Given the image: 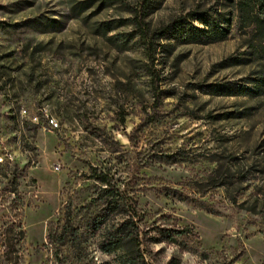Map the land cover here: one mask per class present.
<instances>
[{
  "label": "rangeland",
  "instance_id": "374dc122",
  "mask_svg": "<svg viewBox=\"0 0 264 264\" xmlns=\"http://www.w3.org/2000/svg\"><path fill=\"white\" fill-rule=\"evenodd\" d=\"M141 5L0 0V264H117L88 226L91 168L146 226L191 229L147 246V264H264V14L149 0L151 32L193 12L228 21L221 42L160 40L151 63Z\"/></svg>",
  "mask_w": 264,
  "mask_h": 264
},
{
  "label": "trees",
  "instance_id": "16d2710c",
  "mask_svg": "<svg viewBox=\"0 0 264 264\" xmlns=\"http://www.w3.org/2000/svg\"><path fill=\"white\" fill-rule=\"evenodd\" d=\"M141 1V11L135 12L133 25L151 63H154L159 41L169 36L190 43L221 42L227 37L228 27H224V24L228 25V21L223 15L213 18L206 13L194 12L176 19L169 26L151 32L145 22L149 0ZM253 2L257 3L264 14V0H253ZM193 22H199L203 28L195 27ZM149 76L154 92L157 93L158 102L160 78L153 70L149 71ZM90 170L92 180L100 186L99 193L92 203H99L100 209L91 216L88 226L93 233L101 234L99 251L105 255H114L117 264H147L145 256L147 246L161 242L174 243L176 236H186L190 233L189 228L146 226L144 214L139 210L137 201L129 190L117 187L108 173L98 172L94 168ZM202 206L204 205L200 204V208L204 209L205 207ZM49 241L54 245L50 234ZM54 256L58 258L57 254Z\"/></svg>",
  "mask_w": 264,
  "mask_h": 264
}]
</instances>
